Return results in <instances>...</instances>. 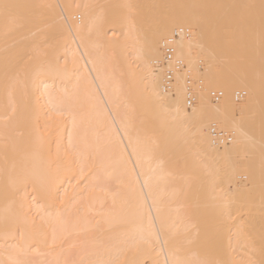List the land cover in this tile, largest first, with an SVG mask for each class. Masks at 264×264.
Returning a JSON list of instances; mask_svg holds the SVG:
<instances>
[{
	"label": "bare ground",
	"instance_id": "1",
	"mask_svg": "<svg viewBox=\"0 0 264 264\" xmlns=\"http://www.w3.org/2000/svg\"><path fill=\"white\" fill-rule=\"evenodd\" d=\"M0 264H264V0H0Z\"/></svg>",
	"mask_w": 264,
	"mask_h": 264
},
{
	"label": "built area",
	"instance_id": "2",
	"mask_svg": "<svg viewBox=\"0 0 264 264\" xmlns=\"http://www.w3.org/2000/svg\"><path fill=\"white\" fill-rule=\"evenodd\" d=\"M79 17V16H78ZM189 35V30L187 28H177L174 29L170 35L164 38L160 44V49L162 53L161 59L156 63L163 67V77L161 88L164 92H169L173 88L174 84V73L175 71L183 67V62L181 59L175 56V39L178 35ZM201 86V81H193L189 76L185 80V104L187 107L191 106L195 102V90L196 87ZM245 95L243 90H238L235 92V99L240 100ZM222 96L221 91L211 90L209 92V97L213 102H217ZM209 134L212 143L215 145H222L230 142L232 134L225 131L216 125L212 124L209 127Z\"/></svg>",
	"mask_w": 264,
	"mask_h": 264
},
{
	"label": "rangeland",
	"instance_id": "3",
	"mask_svg": "<svg viewBox=\"0 0 264 264\" xmlns=\"http://www.w3.org/2000/svg\"><path fill=\"white\" fill-rule=\"evenodd\" d=\"M78 16V15H77ZM76 16V18H74L75 20H79L78 19V17ZM200 64V63H199ZM201 70H203V66H204V64H203V62H201ZM193 72L191 71V73L190 74H192ZM188 76H189V74H188ZM193 76V75H192ZM198 75H195L194 77V79L193 78H191L193 81H198L197 79H196V77H197ZM189 77H191V76H189ZM199 77V76H198ZM201 85H203V86H205V81H202V83H201ZM222 129H224V130H226L225 128H223V127H221ZM226 131H228V132H230L229 130H226ZM238 180H240V178H238Z\"/></svg>",
	"mask_w": 264,
	"mask_h": 264
}]
</instances>
